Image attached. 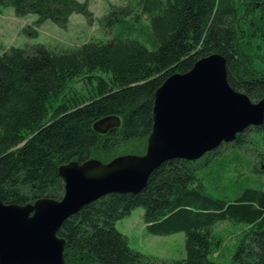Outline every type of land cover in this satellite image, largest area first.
Here are the masks:
<instances>
[{"label":"trees","instance_id":"obj_1","mask_svg":"<svg viewBox=\"0 0 264 264\" xmlns=\"http://www.w3.org/2000/svg\"><path fill=\"white\" fill-rule=\"evenodd\" d=\"M0 6L19 18L36 15V26L64 22L78 10L75 0H0ZM101 26L112 36L105 42L68 51L44 44L12 47L0 56L2 203L62 200L63 165L145 155L157 90L202 58L224 56L231 87L254 103L264 98V53L254 44L264 43V0H138L111 7ZM77 79L87 80V92L71 91ZM107 117L121 118V126L95 131ZM254 131L264 133V125L247 129L232 144L244 149ZM223 146L209 155L217 160ZM198 170L195 162L173 159L153 172L141 193L111 194L84 207L58 231L65 263L215 264L212 255L222 243L215 228L233 220L249 226L233 263L264 264V191L247 189L233 201L216 198L205 192ZM139 207L150 233H185V259L168 263L129 246L116 223Z\"/></svg>","mask_w":264,"mask_h":264},{"label":"water","instance_id":"obj_2","mask_svg":"<svg viewBox=\"0 0 264 264\" xmlns=\"http://www.w3.org/2000/svg\"><path fill=\"white\" fill-rule=\"evenodd\" d=\"M153 131L145 155H124L103 163L72 162L59 169L62 200L6 205L0 200V264H66L58 231L87 205L111 194H139L167 161H197L249 128L264 125V98L254 103L231 87L227 60L213 54L185 74L169 77L155 94ZM107 117L94 125L106 134L121 126Z\"/></svg>","mask_w":264,"mask_h":264},{"label":"rangeland","instance_id":"obj_3","mask_svg":"<svg viewBox=\"0 0 264 264\" xmlns=\"http://www.w3.org/2000/svg\"><path fill=\"white\" fill-rule=\"evenodd\" d=\"M75 2L78 10L66 21H46L40 26L35 25L38 19L36 15L19 18L12 8L0 6V56L12 47L26 48L44 44L56 51H68L76 50L90 41L105 42L112 36L102 29L101 20L104 15L113 6L126 7L129 4L135 6L138 0H75ZM141 20L148 24L147 17L143 16ZM138 39L148 48H152L143 38ZM254 44L261 46L264 53L263 42L258 40L254 41ZM260 66L258 64V67ZM96 74L105 79L109 78L102 72ZM86 83L85 79L74 80L71 83V91L87 92ZM94 83L96 84V81ZM248 138L250 144L244 149H239L232 143L224 144L217 160L208 153L194 161L199 168L198 176L204 182L206 193L233 201L247 189L264 191V172H261L264 171L262 163L264 133L254 131ZM144 215V208L139 207L116 223V229L127 237L129 246L147 257L168 263L185 259V233L154 235L148 231ZM248 229V224L233 220L222 221L216 226L215 232L222 239V243L212 255L215 264H234L233 255Z\"/></svg>","mask_w":264,"mask_h":264}]
</instances>
